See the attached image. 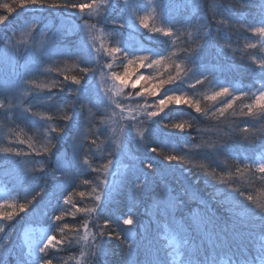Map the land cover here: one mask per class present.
Listing matches in <instances>:
<instances>
[{
    "label": "snow or ice",
    "instance_id": "1",
    "mask_svg": "<svg viewBox=\"0 0 264 264\" xmlns=\"http://www.w3.org/2000/svg\"><path fill=\"white\" fill-rule=\"evenodd\" d=\"M238 4L244 8L250 6V0H238ZM178 7L174 0H12V3L0 4L6 13L0 14V26H7L10 17L27 14L33 9H48L71 22L80 35L78 43L66 42L71 29L53 31L49 25L40 27V21L25 20L6 36L5 62L9 57L21 55L31 65V70L28 76L19 80L0 79V117H3L0 121V145H4L0 147V167L15 165L34 183V174L45 171V160L55 155L52 149L57 143L67 138L71 154L66 149L58 160L61 175L57 191L62 194L57 198L52 214L45 211L48 230L39 240L25 234L23 242L18 244L15 224L19 222L16 218L20 213H27L28 205L41 195V191L20 192L13 188L12 191L24 200L19 204L13 202L15 197L4 195L0 209L7 205L9 210L0 211V221L4 222L0 223V234H3L0 236V254L8 259L0 261V264H67V259L73 257L65 258L58 253L77 246L81 260L87 257L95 264H104L106 246L113 236L131 257L136 248L131 233L123 236L118 229L106 232L112 221L101 223L100 217L110 210L117 181L123 183L117 165L129 155L128 149L132 144L160 155L169 167L187 165L183 171H194L198 179L203 178L212 187L214 196L222 197L223 203L230 206L233 221L238 219L249 224L259 221L249 233L254 237L251 247L228 251L226 237L229 226L208 208L207 203L201 202L208 209L207 215L193 211L187 217L176 219L170 217L169 209L174 205L169 200L163 208V215L168 218L160 221L159 233L164 242L165 258L158 260L157 264H264V198H260L264 197V4L261 5L259 19L254 23L236 22L256 38L245 44V50H256L248 53V58L259 69L258 72H246L251 80L246 87L235 81H226L224 69L219 64L206 62L204 58L213 32L224 31L225 43L221 45L219 38L215 37L216 46L232 50V66L236 67L237 50L229 42L230 30L235 31L236 24L230 23L223 15L224 8L218 0H208L207 13L200 15L194 25L192 20L174 15V9ZM201 7L196 5L197 9ZM229 10L236 12L231 5ZM93 19L96 23H89ZM76 20L80 23L77 24ZM107 22L116 27L105 32L104 24ZM24 24L28 27L20 32L19 28ZM121 29H129L130 35L142 34L150 43L163 45V50H153L144 47L142 42H133ZM105 36L115 41L114 46L98 43ZM177 41H182L184 47H179ZM114 54L124 57L122 74L112 71V62L102 60V57L114 60ZM240 58L244 59L243 54ZM69 61L73 62L79 75L69 76L61 70L60 64L67 65ZM156 66H165V71L168 68L172 71L166 77L160 73L164 77L161 79L156 74H142L137 83L145 80L148 86L135 93L126 91L129 69H153ZM53 72L63 76V80L53 78ZM205 82L212 90L203 96L210 103L202 107L201 100L194 99L186 88H196ZM131 87L135 89L136 83ZM54 88L58 92L53 93ZM145 93L159 99L149 101ZM237 101L241 102L238 108L234 107ZM37 105L45 106L48 111L37 110ZM180 105L192 110L187 113L189 120L174 122L173 112L185 111ZM170 106H174L172 111L166 112ZM53 108L55 112L51 111ZM192 112L198 115L194 116ZM237 116L244 119L233 127L231 118ZM57 118L64 123H55ZM202 120H215L217 123L199 127ZM17 121L25 122L33 136L40 138L39 146L32 137L22 138L23 129ZM194 123L196 132L200 134V143L191 144L188 139L193 134L186 129H191ZM221 124L231 131L223 132ZM205 133H215L217 139L205 140ZM160 136L164 139L159 140ZM150 138H156L158 145L154 146ZM165 141L172 153L177 152V142H182L183 148L178 154H165ZM25 144L26 150L18 147ZM192 153L199 157L198 161ZM143 163L147 169L160 174L152 158ZM88 172H94L96 176L83 178ZM74 180L90 187V207L77 206L74 200L77 194L83 199L85 191L77 193L63 189L66 182L72 187ZM137 188L142 189L143 184H138ZM257 189L260 197L253 194ZM37 207L38 204L34 205L32 211ZM77 213L85 214L82 224L72 226L65 222L67 216L75 218ZM121 222L124 225L134 223L130 213ZM56 232L60 233V240L54 234ZM25 246L28 249L26 254Z\"/></svg>",
    "mask_w": 264,
    "mask_h": 264
},
{
    "label": "trees",
    "instance_id": "2",
    "mask_svg": "<svg viewBox=\"0 0 264 264\" xmlns=\"http://www.w3.org/2000/svg\"><path fill=\"white\" fill-rule=\"evenodd\" d=\"M7 0H0V4L6 3ZM183 4H180L178 0H174V3L179 5L178 8L174 9V13H178L180 17H185L194 23V14L200 15L206 13L207 10V4L208 0H181ZM221 2V5L224 8V12H227L229 10V5L234 7L237 11L238 0H219ZM73 2H83V0H73ZM88 2V1H87ZM143 2H146V0H143ZM12 3V2H10ZM264 4V1H262ZM201 5V9H197L196 5ZM20 10V9H18ZM45 11L51 12V10L48 9H33L31 12L27 13L26 15H29L31 19L38 20L41 17V14ZM262 11V9H261ZM23 13V10H21ZM52 13V12H51ZM233 13V12H232ZM0 14H6L2 8H0ZM59 18L62 16L57 15L55 13H52ZM18 17V16H16ZM89 23L95 24L96 21L90 20ZM254 23V22H253ZM12 26V27H11ZM10 27L6 26H0V28L4 27V33L12 32L15 29L14 23H12ZM6 27V28H5ZM114 27V25L111 24V22H107L104 24L105 32L111 31ZM76 31V30H75ZM125 33V37L128 39H131L133 42H142L143 46L146 48H152L153 50H163V45L160 44H153L150 43L144 35L142 34H132L130 35L129 29H121ZM142 32H146V30H141ZM71 32V31H69ZM213 38H210V47L207 48L204 52V58L206 62L209 60V55L213 51L212 47H215L217 51H220L221 53H228L229 50L226 48H219L216 46V41ZM80 39L79 31H76V34L68 33V36L66 37V42H72V43H78ZM167 39V38H163ZM246 39H256L254 37H251L250 35L246 34ZM103 43L106 47L114 46L115 41L111 39L108 36L103 37L101 41H98V43ZM177 44L179 47L183 48L184 44L182 41H177ZM253 52L251 49H247V51H236L235 59H236V67L232 66V55L229 57H226L227 61L225 62L224 68V75L230 76L240 73L245 67H252L251 71L258 72L259 69L254 65L251 60L248 58V53ZM243 54L244 59H241V55ZM115 56L118 55V63H113L116 60L112 57H108L105 60L113 63V69L112 71H116L119 73L124 72V67L122 62L124 61V57L122 54H114ZM1 61V56H0ZM61 68V67H60ZM65 68L66 73L71 75H79L78 71L74 67H63ZM67 68H70L71 70L67 71ZM63 70V69H61ZM107 70V69H105ZM172 71L171 68H168L167 71H165V66L162 67H156L153 69H146L142 68L137 70L136 68L129 69L130 73V80L128 82L129 87L126 89L127 92L135 93L141 91L144 87L148 86V82L141 84V86L136 87L133 89L131 85L133 84L134 78L139 77L140 75H150V74H156L158 79L164 78L167 76L168 72ZM164 73V77H161L159 74ZM224 76V79L226 78ZM61 80H63V76H61ZM234 81V80H231ZM110 82V81H108ZM235 82H238L242 87L248 86L250 83L245 82L244 80H237ZM68 83V82H65ZM71 87H75V85H71ZM167 87V86H165ZM55 90V89H54ZM211 88L207 86V82L204 84L197 85L196 88H186V91L193 96L194 99H200L201 100V106L205 107L208 106L210 102L203 99V96L206 94H209L211 92ZM58 92L56 89L55 92ZM162 94V93H161ZM145 97L149 101L153 99H159V97H151L148 96L147 93H145ZM83 99V98H82ZM119 99V98H117ZM137 99H143V98H137ZM64 103V101H63ZM240 101H237V104L234 107L240 106ZM174 106H170L165 111H172V108ZM185 105H180L181 109H184ZM95 111V109H93ZM192 111V110H191ZM231 111V110H230ZM177 112V111H176ZM173 112L174 115L179 116V113ZM180 113H182L180 111ZM86 114V110H85ZM163 115V114H162ZM192 115H198L194 112H192ZM100 117H97V120H99ZM83 120V116L81 117ZM141 120H143V117H140ZM233 120V127H235L236 124L240 122L241 119H244L242 117H234L231 118ZM189 120V119H188ZM187 120V121H188ZM217 122L215 120H202L199 124V127H210L212 125H215ZM98 126V125H97ZM83 129V125H81ZM140 127H143V125H140ZM162 127V126H161ZM223 132H230L231 129L224 127L223 124L220 125ZM197 125L194 123L193 127L191 129H186V132L191 131L192 137L188 139V142L191 144L200 143V134L196 132ZM164 132H167V129H163ZM184 135V134H180ZM215 140L217 139V135L215 133H205L204 139L205 140ZM153 140L154 146L158 145L159 141L156 138H150ZM163 136L159 137V140H163ZM66 141V145H63L61 147V151L64 154L65 150L67 149L68 153L71 154V148L69 147L70 141L65 138L64 141ZM62 142L58 143V146L62 145ZM183 148L182 142H177V152L172 153L170 152L169 147L167 146V141H165V148L164 152L165 154H178L181 149ZM52 151L55 153V150L52 149ZM132 151L135 153L133 154ZM129 155L124 158L121 161L120 165V177L123 179V183H120V181H117V185L114 188V196L112 197V203L109 206L110 210L100 217V222L104 223L105 221L111 220L112 222L107 225V228L105 229L106 232L111 231L113 229H118L123 236L129 235L131 233L132 237L136 241V248L133 250V255L131 257L127 256V249L124 248L119 240L113 236L111 240L107 243V254L104 258V264H135L136 261H139L140 264H157L158 260H162L165 258V251L163 249V241L159 237V233L161 231V224L160 221L162 219L168 218L164 217L163 210L155 209V204L152 205V200L148 199V194L150 191L152 192V195L155 197L156 194L160 193H167L169 195H173L175 198L176 204H181V196L187 197L192 201V208L193 211H199L202 215H207L206 211L208 209H205L202 204L194 203L192 200L193 197H191V192L196 194L200 198L201 201L208 204V208L212 210L213 213H215L219 219H223L224 223H227L229 226V232L227 233V242H228V251L236 250L238 247H244L252 246V241L254 240V237L249 235L250 232H252L253 225H258L259 221H254L251 224H249L247 221H239L238 219L233 221V218L231 217V214L229 212V205L226 203H223L222 197L214 196L212 187L203 179V178H197L195 172H185L182 170V168H187V165L182 166V168H177L175 166H167V162L162 160V157L160 155H157L156 153H151L145 150L142 147H137L135 144H132L129 146L128 149ZM56 156V158H61L63 155H60V157L55 154L53 157ZM193 158H195L197 161L199 160V157L196 156L195 153H192ZM152 158L153 162L157 165L158 169L160 170V174L157 175L156 173L152 172L151 170L147 169L145 164L143 163L147 159ZM14 166L12 164H8L7 166H4L0 169V186L2 187V194L3 198L5 194L10 195L11 197H15L14 201L15 203H23L24 200L22 196H17L16 192L12 191L13 188L19 190L20 192H23L25 190L34 192L37 190H40L38 188H32L29 184V180L26 176L18 177L14 172ZM118 167V166H117ZM90 173H87L86 179H91L95 175L90 176ZM57 181L52 186V193L50 197L47 199H44V196L39 195L36 197V200L33 201L28 205V210L32 209L34 205H37L40 208V213L37 214L39 222L36 223L33 220V223L30 225H26L22 227L21 232H19V237L21 238L19 243L23 242L25 234H28L31 238L35 237L39 240L40 237L34 236V229L37 230L38 225H46L48 224V217L44 215L45 211H47L48 215H51L52 212L55 210L57 205V198L62 194L61 191H57ZM143 184L142 189H138L137 185ZM68 192H77L80 190L85 191V197L81 199L78 194L74 196V200L77 202L82 201L81 204L83 206H91L90 203V196L88 193L90 192V187L88 185H82V187L78 190H74L70 186H67L64 188ZM164 189V191H162ZM41 191V190H40ZM53 193L55 195H53ZM254 195H257L260 197L259 189H257L254 193ZM153 197V198H154ZM127 198V199H126ZM264 198V197H260ZM130 199L134 203L128 204L127 200ZM152 199V197H151ZM243 199V198H241ZM4 201L2 200L1 203ZM46 202V203H45ZM245 203H247L245 201ZM142 206H144L142 208ZM151 209L152 216L148 218L146 223H142L143 220V212H145V209ZM7 205L3 209H0V211H8ZM110 211L112 213H110ZM110 213V214H109ZM131 214L134 220V225L132 227H126L122 224L121 221H116L113 219L114 216L121 217L123 215ZM190 212L186 213L187 217ZM170 217L174 216L172 211H169ZM81 215V213H79ZM22 217H28L24 216V213H20V215L16 218L17 221L21 219ZM77 217V216H76ZM175 217V216H174ZM176 218V217H175ZM180 219V218H176ZM69 221V218L67 219ZM76 221V220H75ZM74 221V222H75ZM0 223H4L3 221H0ZM142 223V224H141ZM18 223L15 224L17 226ZM138 224V226H137ZM61 237L60 233L57 234ZM0 236H3V234H0ZM34 239V238H33ZM197 242L199 241V238L197 237ZM28 249L27 246L24 247L25 254L27 253ZM159 252V255L156 253ZM42 255V254H41ZM58 255L68 258L73 257L70 259H67V264H77V261H80V264H95L94 261H90L87 257L84 260H81L80 254H79V246L75 250H70L62 253H58ZM5 259H8L3 254H0V261H3ZM170 259V257H169Z\"/></svg>",
    "mask_w": 264,
    "mask_h": 264
},
{
    "label": "bare ground",
    "instance_id": "3",
    "mask_svg": "<svg viewBox=\"0 0 264 264\" xmlns=\"http://www.w3.org/2000/svg\"><path fill=\"white\" fill-rule=\"evenodd\" d=\"M79 1H81V0H79ZM87 1L88 0H83V2H87ZM262 1H264V0H250V6H247L244 8H240L239 4H237V6L239 8H237V11L235 13H232V11H230V10H228L227 12H223V15L229 20L230 23L236 24V30L235 31L230 30V41L229 42L232 44V47L235 48L237 51H247V50H245V44L248 42V39H246V34L250 35L251 37H253V36H252L251 32L244 31L240 27V24L236 23V22L240 21L246 25L248 23H253L256 20H258L260 15H261V5L263 4ZM10 2H12V0L6 1V3H10ZM178 2L180 4H183V2L181 0H178ZM218 3L221 4V2L219 0H218ZM18 11H21V10H18ZM206 13H207V10H206ZM202 14H200V15H202ZM174 15L180 17V15L178 13H174ZM200 15L194 14L193 25L196 23V21L198 20V17ZM208 15L210 16L211 13H208ZM217 18H219V17H217ZM73 19H75V18H73ZM25 20L31 21L33 19H31L29 15L22 14V15H19L18 17L15 16V18L10 17V22H8L7 24H8V27H10L12 25V23H14V25L16 26L15 29H17L18 26H20L21 23ZM37 21H40V27H43L44 25H49L53 31H61L65 28V26H68V24H71V22H69L64 17L59 18L58 16L52 14L49 11L43 12L41 14L40 19H38ZM76 23L79 24L80 21L76 20ZM27 27H28V24H24L23 27L19 28V31L22 32ZM3 30H4V27L3 28L1 27L0 28V56L1 55L5 56V49H6V43H7L6 36L12 34V32H7L5 34ZM213 34H214V37L219 38V43L221 45L225 43V32L224 31H221L218 34L213 32ZM212 48H213V51L209 55L208 63L219 64L221 67H225V62L227 61L226 57H229L232 55V50L226 48L229 50V52L228 53H221L220 51H217L215 49V47H212ZM253 51H256V50H253ZM9 59H11L16 64V67H31V65H29L28 62L21 55L12 56V57H9ZM68 63H70V64L65 65L62 63V64H60L59 67H73L72 61H69ZM251 69H252V67H245L238 74L230 75V76L224 75L226 77L225 80L226 81L244 80L247 83H251V80L246 75V72L251 71ZM52 77L58 78L61 80V76H57V74L52 75ZM54 89H52V91H54V93H56L55 92L56 89L55 90ZM61 103H63V101ZM184 109H185V111H181L182 113H180V111L176 112V113L180 114L179 116L173 114L174 122L187 121L189 119V116L187 113L191 112V110L186 109V107ZM2 119H3V117L2 118L0 117V121H3ZM54 122L58 123V124L64 123L62 120H59L58 118ZM19 124H20V127L23 129V132H25V129L29 130V128L25 126L24 122H20ZM24 135L30 137L31 133L29 132V135H28V132H27ZM22 138H23V136H22ZM39 139H40L39 137H37V140L35 137H33V141L36 143L37 146H39V143H38ZM5 144H6V141H5ZM2 146H4V145H0V147H2ZM56 146H57V148H54L53 150H55V154H57L60 157V155H63L62 154L63 152L60 149L61 147H63V145L58 146V143H57ZM18 147L21 149H25V150L27 149L26 144L25 145H18ZM56 149H59V152H57ZM14 159H18V158H14ZM37 159L45 160L44 157H37ZM57 165L58 164L56 163V156H54V157L52 156L50 159H46L45 163H44L45 171L36 172L34 174L36 177V180L34 183L31 181V179L29 180V184L32 188H38L41 190V193L44 196V199H47L48 197L51 196L52 193H50V192H52V186L56 181L58 182V178L60 177V171L58 170ZM5 166H7V165H5ZM3 167H0V169ZM88 173H90L89 177L96 174L94 172H88ZM83 178H85V177H83ZM66 183L69 186V183L68 182H66ZM71 184H72L71 188H73L74 190H78L82 187V184H80L79 180H74L71 182ZM75 185H80V187L76 188ZM41 186H43L42 189H41ZM114 193L115 192L113 191L112 197L114 196ZM149 193H151V194H148V199L152 200L151 201V203H153L152 205H154V204L156 205L155 209L163 210L165 204H167L168 202L165 200L156 199L152 195L151 191ZM151 197H152V199H151ZM127 202H128V204L134 203L130 199H128ZM81 203H82V201L79 200L77 206H83V204H81ZM172 204L174 205V207L170 208L169 211H172L173 215L176 218H182V217L186 216L187 212H193L192 201L190 199H188L187 197L181 196V204H175V203H172ZM143 207L144 206H142V208ZM40 208H41V206L40 207L38 206L36 211H32V209H33L32 208V209L28 210L27 213H24V216H28L31 213H33L35 216H38L37 214L40 213ZM110 213H112V212L110 211ZM206 213H208V211H206ZM152 215L153 214H152V211L150 208L145 209V212H143L144 217H143L142 223L143 224L146 223L148 218H150ZM76 216H75V218H73L72 216H67L65 218V222L69 223L72 226H77V225L82 224V222L85 219V214L81 213V215H79V213H77ZM124 216L125 215L119 217L120 219H118V216H114L113 219H115V222L116 221H122ZM68 218H69V221H67ZM221 220L223 221V219H221ZM31 223H33V221L30 219L28 220V217H22L21 219H19L17 226H15L16 227V235L18 236L17 242L21 241V238L19 237V232H21L22 227H24L26 225H30ZM135 223H133V225ZM133 225H125V226L126 227H132ZM89 227H91V225H89ZM37 228H38L37 229L38 231L34 229V232H35L34 236L41 237L48 230V224L41 225V226L38 225ZM65 231L69 232L68 229H66ZM58 233L59 232H56L54 234L56 235L57 239L60 240L61 237L57 235ZM33 238L37 239L35 237H33ZM76 248L77 247L73 248L72 250H75ZM156 254L159 255V252H157Z\"/></svg>",
    "mask_w": 264,
    "mask_h": 264
},
{
    "label": "rangeland",
    "instance_id": "4",
    "mask_svg": "<svg viewBox=\"0 0 264 264\" xmlns=\"http://www.w3.org/2000/svg\"><path fill=\"white\" fill-rule=\"evenodd\" d=\"M69 29H71L70 31L71 32H68V33H71V34H76V31H79L78 29H75L74 28V26L72 25V24H68V26H65V28L63 29V30H61V31H66V30H69ZM73 29V30H72ZM76 30V31H75ZM104 58H108V57H102V60H105ZM118 55H116L115 56V62H113V63H116L117 61H118ZM13 63V64H12ZM118 63V62H117ZM67 64H70V63H67ZM156 67H162V66H156ZM156 67H154V68H156ZM61 69H63V71H65V68H63V67H61ZM147 69V68H146ZM30 70H31V67H16V64L11 60V59H8L7 60V62H5V56H3V55H1V61H0V79H3V78H12V79H16V80H19V79H22V78H24V77H26V76H28L29 74H30ZM68 70H71L70 68H67V71ZM150 70V69H149ZM105 71H108V70H105ZM54 74H57V73H55V72H53L51 75H54ZM97 79H99V77H97ZM137 79H138V77L136 76V78H134V81H133V83H136V87H139V86H141V84H144V83H147V81H145V80H140L138 83H137ZM130 80H126V82L128 83ZM50 82V81H49ZM109 84L111 83V81L110 82H108ZM53 93H54V91H52ZM57 92V91H56ZM61 96H63V94H61ZM62 101H64V99H61V102ZM25 106H27V104L25 105ZM37 110H39V111H41V112H46V111H48V109L45 107V106H42V105H37ZM51 111L52 112H55V109L53 108V109H51ZM2 118V117H1ZM3 120V119H2ZM17 123H20V121H17ZM24 124H25V122H24ZM28 132V135H29V132L31 133V135H30V137H32V139H33V137H35L36 138V140H37V136H33V133H32V131H30V130H26L25 129V132H23V134H22V136H23V138H25V139H27V137L28 136H26V135H24L25 133H27ZM40 140V139H39ZM39 143V142H38ZM62 145H66V141L65 142H62ZM56 148H57V146H56ZM132 153L134 154L135 152L134 151H132ZM60 158H56V163L58 164V160H59ZM120 165H121V162H120V164H118L117 166V168L121 171V169H120ZM60 171V170H59ZM14 172H15V174L19 177H23V176H25L24 175V173L19 169V168H17L16 166H14ZM60 175H61V172H60ZM28 179H30L29 177H27ZM68 186V184L67 183H65L64 185H63V189L64 188H66ZM65 190V189H64ZM191 197H193V201H194V203H196V201H198V202H201V200H200V198H198L197 199V195L196 194H194L193 192H191ZM155 198L156 199H160V200H165V201H167V202H169V198H172V203H175V199L173 198V196L172 195H169V194H167V193H165V192H163V193H160V194H156V196H155ZM2 200L4 201V199L1 197V195H0V203L2 202ZM34 220L36 223H38L39 222V220H38V217H36L33 213H31L30 215H28V220ZM31 222V221H30ZM38 231V230H37Z\"/></svg>",
    "mask_w": 264,
    "mask_h": 264
}]
</instances>
